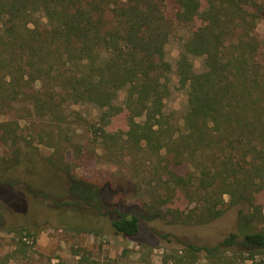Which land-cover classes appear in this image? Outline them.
Returning a JSON list of instances; mask_svg holds the SVG:
<instances>
[{
	"label": "trees",
	"instance_id": "16d2710c",
	"mask_svg": "<svg viewBox=\"0 0 264 264\" xmlns=\"http://www.w3.org/2000/svg\"><path fill=\"white\" fill-rule=\"evenodd\" d=\"M205 4V23L183 41L176 60V79L187 98L174 129L162 110L172 70L165 47L176 23L198 18V0H0V111L25 101L29 115L33 107L39 118L56 121L64 119V104L114 109L123 92V109L117 108L128 113L127 129H89L112 147L119 139L136 147L144 142L155 151L164 146L171 163L179 166L206 154L207 163L199 160L195 173L166 168L174 188L190 190L199 200L194 214L179 220L207 223L226 207L245 204L249 209L239 211L236 232L211 246L188 243L185 252L203 251L210 261L206 264H235L225 254L264 253V230L253 228L255 192L264 190V64L257 58L256 33L264 0ZM194 57L201 58L199 71ZM18 124L13 118L0 122V140L10 149V159L0 162L3 186L12 185V170L34 149L30 141L20 143ZM68 193L86 204L103 205L100 190L80 182H72ZM110 210L117 232L138 234L136 215ZM19 232L20 238L32 236L25 228Z\"/></svg>",
	"mask_w": 264,
	"mask_h": 264
},
{
	"label": "rangeland",
	"instance_id": "374dc122",
	"mask_svg": "<svg viewBox=\"0 0 264 264\" xmlns=\"http://www.w3.org/2000/svg\"><path fill=\"white\" fill-rule=\"evenodd\" d=\"M198 1V18L189 24L176 23L165 47L172 70L167 75L170 93L163 100L162 110L174 129L187 98L176 79V60L183 41L206 18L205 0ZM167 8L174 11L171 1H167ZM259 15L257 58L264 64V6ZM191 60L199 71L201 58ZM123 103L124 93L120 92L113 105L123 109ZM27 105L18 101L12 110L0 111V122L17 120L20 143L30 141L34 148L23 156V165L12 170V185H0V264H206L210 261L203 251L188 256L186 245L218 243L237 231L239 211L247 213L249 209L237 204L226 207L220 217L207 223L182 222L178 217L189 215L199 200L190 190L174 188L166 168L195 173L199 160L207 163L206 154L195 155L191 162L179 166L171 163L164 146L155 151L144 142L138 147L123 139L113 147L102 143L89 126L103 132L125 131L128 113L121 108L64 104L60 114L64 119L48 121L39 118L33 107L29 115ZM9 156V147L0 140V162L4 164ZM72 182L99 189L103 205L75 199L68 193ZM224 200L228 201L227 195ZM254 203L258 218L253 228L264 230V190L255 192ZM106 208L136 215L138 234L117 232L111 225L114 213L106 212ZM159 210L161 216L155 214ZM21 228L31 233L28 242L20 238ZM21 242L25 246L21 247ZM225 255L235 264L264 261L263 252Z\"/></svg>",
	"mask_w": 264,
	"mask_h": 264
},
{
	"label": "built area",
	"instance_id": "2783aa9c",
	"mask_svg": "<svg viewBox=\"0 0 264 264\" xmlns=\"http://www.w3.org/2000/svg\"><path fill=\"white\" fill-rule=\"evenodd\" d=\"M23 240H25L26 242H28V238L26 237L25 233H23Z\"/></svg>",
	"mask_w": 264,
	"mask_h": 264
}]
</instances>
